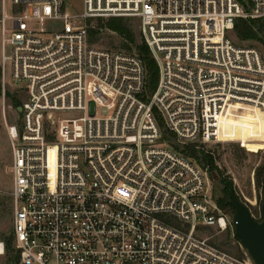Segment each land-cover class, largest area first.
Returning a JSON list of instances; mask_svg holds the SVG:
<instances>
[{
  "label": "built area",
  "instance_id": "1",
  "mask_svg": "<svg viewBox=\"0 0 264 264\" xmlns=\"http://www.w3.org/2000/svg\"><path fill=\"white\" fill-rule=\"evenodd\" d=\"M81 3L0 0L2 96L19 101L13 122L4 104L19 264H257L200 234L235 224L209 167L175 146L246 147L225 133L264 111V57L230 32L264 19V0ZM98 17L139 18L159 70L152 94L139 53L91 43Z\"/></svg>",
  "mask_w": 264,
  "mask_h": 264
},
{
  "label": "rangeland",
  "instance_id": "2",
  "mask_svg": "<svg viewBox=\"0 0 264 264\" xmlns=\"http://www.w3.org/2000/svg\"><path fill=\"white\" fill-rule=\"evenodd\" d=\"M72 1L76 10L82 8L81 0ZM111 18L119 17H98L91 19L92 28L98 30L95 35L91 36V43L97 47L110 50L136 52L137 45L143 41L140 33L139 18L122 17L134 34L135 43L126 41L121 35L110 29H98L100 21L106 23ZM230 38L236 45L258 49L264 57V26L262 32L259 33L258 39L241 40L235 30L230 32ZM4 104H6L8 121L13 122L18 114V106H16L14 101L8 96H6L4 101L2 94H0V241L5 243V250L3 253H0V264H16L15 257L17 251L12 238L13 212L9 194L12 183L10 173L11 148L9 133L4 119ZM231 119L234 120L235 126H230L225 136L228 137V140H241L246 147L242 146L238 141H225L199 142L198 148L201 146L206 151L211 152L223 174L233 180L235 192L240 199L248 205L251 212L253 211L252 214L259 219L261 217L263 190L256 183L255 172L258 166L264 163V111L256 112L249 110L242 117ZM164 134L168 133L165 132ZM224 187L220 177L216 176V178L212 179L214 198L218 200L225 196ZM224 212L231 221L233 213L226 210ZM200 234L209 237L216 245L233 254L240 255L242 253L240 246L242 243L235 235L234 225L229 224L225 230H221L216 226L206 227L203 228ZM9 241L11 242L10 247L8 245Z\"/></svg>",
  "mask_w": 264,
  "mask_h": 264
},
{
  "label": "trees",
  "instance_id": "3",
  "mask_svg": "<svg viewBox=\"0 0 264 264\" xmlns=\"http://www.w3.org/2000/svg\"><path fill=\"white\" fill-rule=\"evenodd\" d=\"M101 20V18H99ZM102 21V20H101ZM100 21L98 29H110L117 34L121 35L126 41L135 43V36L132 32V30L127 26L125 21L122 17L119 18H111L106 23H103ZM264 26V20L263 19H245V18H239L237 19L234 30L237 34V36L241 40H255L258 39L259 33L262 32ZM98 32V30H95L93 28L90 29V34L95 35ZM137 53L141 55V57L144 60V63L147 68V92L148 94H152L157 85L159 80V70L158 65L155 61V59L152 57L151 52L149 50V47L144 42V40L137 45ZM0 94H2V86H1V72H0ZM14 100V103L18 106L19 101ZM166 132V131H165ZM166 139H168L170 136L168 134H165ZM172 137V136H171ZM173 146L174 143H172ZM176 149L181 151L183 154L187 155L188 157L194 159L197 161L201 166L209 167L210 175L213 178H216V176L220 177L221 182L224 184V191L225 196L222 198H219L217 200L219 206L230 212L233 213V207L229 203L230 200V189L231 186H233V180H231L229 177H226L222 170L218 167V165L215 162L214 156L211 154V152L206 151L203 149V147L198 148V143H190L186 144L182 147L175 146ZM255 179L257 185L264 190V163L256 169L255 172ZM240 198V197H239ZM253 212V211H252ZM261 212V211H260ZM260 219V218H259ZM13 238V237H12ZM9 247L11 245V242L8 243ZM15 263H19V257L18 254H16L15 257Z\"/></svg>",
  "mask_w": 264,
  "mask_h": 264
},
{
  "label": "water",
  "instance_id": "4",
  "mask_svg": "<svg viewBox=\"0 0 264 264\" xmlns=\"http://www.w3.org/2000/svg\"><path fill=\"white\" fill-rule=\"evenodd\" d=\"M6 96L12 93L7 90ZM19 110L21 108L19 107ZM229 203L233 207V221L235 224V235L252 255L257 264H264V190L261 203V217L257 219L250 208L235 192L234 186L230 189Z\"/></svg>",
  "mask_w": 264,
  "mask_h": 264
},
{
  "label": "bare ground",
  "instance_id": "5",
  "mask_svg": "<svg viewBox=\"0 0 264 264\" xmlns=\"http://www.w3.org/2000/svg\"><path fill=\"white\" fill-rule=\"evenodd\" d=\"M254 111L259 112V111H263V110L256 109V110H254ZM0 247H1V245H0ZM1 249H2V247H1ZM1 249H0V253H2V250H1Z\"/></svg>",
  "mask_w": 264,
  "mask_h": 264
}]
</instances>
